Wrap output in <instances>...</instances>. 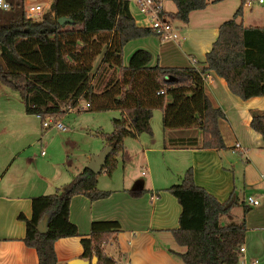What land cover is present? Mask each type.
<instances>
[{
	"label": "trees",
	"instance_id": "1",
	"mask_svg": "<svg viewBox=\"0 0 264 264\" xmlns=\"http://www.w3.org/2000/svg\"><path fill=\"white\" fill-rule=\"evenodd\" d=\"M7 1L8 8L0 9V82L18 92L24 112L38 115L40 123L46 117L59 119L80 98L87 102L82 108L118 109L119 116L111 118V130L100 132L104 142L111 144L101 168L107 173L115 164V154L123 148L124 136L151 132L150 117L156 107L161 109L162 129L198 128V138H182L180 143L224 147L217 124L223 113L211 104L203 90L200 74L206 70L222 77L229 91L240 98L264 95V25H243L233 18L221 21L204 52L203 64L197 68L149 64L151 54L141 47L135 48L123 64L121 51L126 41L154 34L135 24L127 1L51 0L49 9L39 19L25 15L22 0ZM172 1L173 15L182 21L187 20L190 10L203 8L207 3ZM241 13L239 1L233 15ZM59 16L71 21L60 25L56 21ZM104 33L110 34L109 40L97 37ZM102 44L104 49L100 52ZM99 53L93 67L92 61ZM108 70L107 77L103 76ZM158 89L162 92L156 93ZM249 126L264 141V109L250 111ZM96 176L84 166L52 192L32 195L29 217L17 215L24 222L21 239L34 248L37 264H56L54 241L78 234L76 225L68 218L73 194L90 199L108 194L109 190L96 186ZM165 189L180 205L177 226L170 232L174 241L184 246L182 251L171 252L184 264H235L245 230L243 216L225 223L219 221L236 203L233 191L224 200H217L193 181L190 166L178 182ZM141 190L129 193L136 195ZM246 209L244 206L242 211ZM44 214L46 229L39 231L36 224ZM119 230L116 219L90 221L87 235L79 238L80 257L89 261L93 258V264H113L101 243Z\"/></svg>",
	"mask_w": 264,
	"mask_h": 264
},
{
	"label": "crops",
	"instance_id": "2",
	"mask_svg": "<svg viewBox=\"0 0 264 264\" xmlns=\"http://www.w3.org/2000/svg\"><path fill=\"white\" fill-rule=\"evenodd\" d=\"M249 8L253 12V5ZM252 15L264 19V2L258 4ZM217 18L209 33L195 37L185 32L184 28L189 24L187 15V20L183 21L185 26L180 28L184 29L180 32V39L161 40L156 36L155 57L151 55L149 64L177 65L176 62H181L180 65L185 66L192 65L190 58H193L194 65L201 66L204 52L216 36L217 20H220ZM139 39H129L122 46L123 64L135 48L146 49ZM180 40L182 47L178 56L173 49L174 45H180ZM130 42L133 44L126 55L124 52ZM123 54L126 61H123ZM213 75V82L203 85V90L211 104L223 113L217 124L224 147L180 143L182 138L199 137L195 126L163 130L161 126L159 130L151 127L150 133L127 135L121 151L120 177L109 173V178L102 181L97 174L96 186L109 190L108 194L94 199L80 193L70 197L68 218L76 225L78 234L54 241L57 262L80 257L79 238L87 235L90 221L116 219L120 230L101 243L113 264H184L171 252L184 250L170 232L177 226L180 205L165 187L178 182L188 166L192 169L193 181L217 200H224L233 191L236 203L229 212L245 206L247 209L242 212L245 226L249 227L248 230L264 232V194L261 193L264 185V141L249 126L250 111L264 109V95L240 98L229 91L222 77L214 72ZM7 93L3 91L0 97V264H37L34 248L25 245L21 239L24 222L17 215L21 213L29 217L32 195L52 192L67 182L86 165L90 154L107 143L87 147L79 154H82L81 159L71 164L66 139L69 141L72 134H67L59 147L61 157L59 153L55 157L52 154L50 157L35 156L32 150L39 139L45 137V131L40 128L45 126L33 124L34 121L39 123L38 116L24 112L23 105L21 108L11 106ZM82 106L79 108L83 109ZM235 142H239V146H235ZM72 144H75L73 140ZM41 150L39 154H44ZM138 161L142 162L145 170L140 169L138 174H133L131 167ZM140 189L136 195L129 193V190ZM250 193L260 196L258 204L249 205L244 201V196Z\"/></svg>",
	"mask_w": 264,
	"mask_h": 264
},
{
	"label": "rangeland",
	"instance_id": "3",
	"mask_svg": "<svg viewBox=\"0 0 264 264\" xmlns=\"http://www.w3.org/2000/svg\"><path fill=\"white\" fill-rule=\"evenodd\" d=\"M31 0H22V4L24 7V3ZM40 3H43V0H36ZM239 4V0H222V1H211L207 0L206 5L203 8L199 9H193L189 12V24L184 28L186 34L188 35H194L197 37L199 34H205L209 33L211 31L212 25L216 23L215 18L218 17L220 20H217L219 23L225 19L233 18L235 21H241L243 25H264V19L262 18H255L252 14H254V10L256 7H258L257 3L253 4V12L250 10L249 7L242 5V14L241 15H233V12L237 5ZM130 5V13L133 16L135 15V9L132 4ZM164 8L166 10L175 11V4L173 1H165L164 2ZM41 15H38L34 19H39ZM217 18V19H218ZM217 22V23H218ZM175 25L176 32L178 33L177 39H180V32L184 31V29L180 28L182 26H185V23L176 18L172 22ZM215 35H213L214 37ZM101 40H109L111 37L110 34L104 33L102 35L97 36ZM143 37V38H141ZM139 37V40L141 41V44L146 49L151 52V55L154 56V45H156L157 37L156 35L148 34L145 36ZM159 38V37H158ZM133 39V38H132ZM138 40V39H137ZM182 40H180V45L176 46L174 45L173 52H175V55H180L179 48L182 47ZM132 42H130L126 46V51L124 52L126 55L128 52V49H130L129 46H132ZM103 44L101 46L100 52L104 49ZM144 48V47H143ZM101 53L97 54L93 61L92 66L95 67L96 61L98 60L97 57L100 56ZM123 61H126L124 54H123ZM179 61V60H177ZM183 62V60H180ZM175 64L180 65L181 62H176ZM173 65V64H172ZM109 74L108 71L103 72V76L107 77ZM117 74V73H116ZM113 73L112 75H116ZM96 75L92 77V82L96 80ZM6 91L8 92L9 96V102L11 106H17L18 108H21V99L18 92L14 89H10L4 84L0 82V97H2V92ZM84 99L80 98V101L77 102V104L70 108V110L67 112L65 111L63 115L59 118V120L65 125V129L67 127V130L63 129H57L53 126L48 127H40L44 133V138L39 139L37 144L33 147V154L35 156H41V157H50L51 154L57 156L59 153V156L61 157L62 152L59 149L60 145L62 144L63 139H65V136L68 134H72L69 138V141H67V145L69 147V158L72 161L71 164H75L76 160L81 159V155H79L81 152H84L87 147H92L94 145H100V143L104 142V139L102 135H100V132H109L112 128L111 124V118L112 117H118L119 111L116 108H110V109H102V110H91L87 108L80 109L79 106L83 105ZM1 118V117H0ZM38 120V119H37ZM161 109L156 107L152 109V115L150 119V128L158 129L161 128ZM33 124L41 125L40 120L39 123H36L34 121ZM69 130V132H68ZM163 130V129H162ZM71 132V133H70ZM159 132V131H157ZM92 135H89L91 134ZM128 138V136H124L122 138V144L124 147V140ZM72 140L75 142V144H72ZM156 140V138H155ZM93 144V145H92ZM40 149L43 150L44 154H39ZM123 149V148H122ZM122 151V150H121ZM121 151L117 152L115 154V164L110 170L109 173L115 174L114 176L120 177L121 175V166H122V155ZM129 169V168H128ZM131 171L133 174H138L139 170L142 169L143 171L144 166L142 165V162L140 161L136 162L135 165L131 167ZM106 171L101 170L98 174L99 180L102 179V181L106 180V178H109ZM117 179V177H116ZM97 181V176H96ZM53 191V190H52ZM50 193V192H49ZM242 209H232L229 214H223L219 217L220 223H225L230 220H239L243 215ZM249 227L245 226L244 230V239H242L243 242L241 244L246 248V250L243 252V256L241 254H238V260L241 261L242 259L245 261V264H250V260L256 259L257 264H264V232L253 229L248 230Z\"/></svg>",
	"mask_w": 264,
	"mask_h": 264
},
{
	"label": "built area",
	"instance_id": "4",
	"mask_svg": "<svg viewBox=\"0 0 264 264\" xmlns=\"http://www.w3.org/2000/svg\"><path fill=\"white\" fill-rule=\"evenodd\" d=\"M51 0H43V3H40L36 0L27 1L24 3V12L27 17L35 18L38 15H41L43 12L49 9V3ZM128 5L132 4L136 16H132L135 24L138 26L147 27L154 32V34L159 37L161 40H175L178 37L176 32L175 25L172 23L176 17L173 15L172 11L166 10L164 8V2L169 0H125ZM172 1V0H171ZM242 5L250 7L254 3L260 4L264 0H239ZM9 6L7 0H0V9H7ZM192 66L194 65L195 60L190 58ZM197 68V67H196ZM202 84H211L214 80V75L211 70H206L200 74ZM162 90H156V93H161ZM83 106H87V102L83 103ZM38 116V115H37ZM42 126H53L55 128L63 129L64 125L59 120H52L51 117H46L41 121ZM235 146H239V142L234 143ZM43 151L41 150V153ZM261 193L264 194V185L261 189ZM244 201L249 205H256L260 201V196L254 193L246 194L244 196ZM244 246L239 244L238 252L243 256ZM225 264V263H220ZM235 264H245V261H237ZM250 264H257L256 259L250 260Z\"/></svg>",
	"mask_w": 264,
	"mask_h": 264
},
{
	"label": "water",
	"instance_id": "5",
	"mask_svg": "<svg viewBox=\"0 0 264 264\" xmlns=\"http://www.w3.org/2000/svg\"><path fill=\"white\" fill-rule=\"evenodd\" d=\"M58 24L63 25L65 22H70L71 20L65 16H59L56 18ZM111 149V144H105L100 150L89 155L86 162V167L93 173H98L102 166L105 164L106 157ZM46 219L47 214H44L42 218L37 222L36 227L39 231H44L46 229ZM93 264V258L89 261L82 257H72L64 262H56V264Z\"/></svg>",
	"mask_w": 264,
	"mask_h": 264
}]
</instances>
